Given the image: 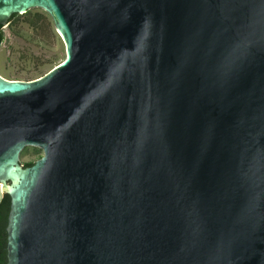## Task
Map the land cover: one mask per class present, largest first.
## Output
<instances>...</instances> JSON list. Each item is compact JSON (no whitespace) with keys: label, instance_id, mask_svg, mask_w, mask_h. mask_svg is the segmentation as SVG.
I'll list each match as a JSON object with an SVG mask.
<instances>
[{"label":"water","instance_id":"water-1","mask_svg":"<svg viewBox=\"0 0 264 264\" xmlns=\"http://www.w3.org/2000/svg\"><path fill=\"white\" fill-rule=\"evenodd\" d=\"M34 7L66 56L0 74L7 264H264V0H0V25Z\"/></svg>","mask_w":264,"mask_h":264},{"label":"rangeland","instance_id":"rangeland-1","mask_svg":"<svg viewBox=\"0 0 264 264\" xmlns=\"http://www.w3.org/2000/svg\"><path fill=\"white\" fill-rule=\"evenodd\" d=\"M2 29L0 74L8 79L36 78L66 56L64 41L51 15L43 8L34 7L24 13H16ZM42 155L41 148L28 145L20 152L19 162L22 165L34 162Z\"/></svg>","mask_w":264,"mask_h":264},{"label":"flooded vegetation","instance_id":"flooded-vegetation-1","mask_svg":"<svg viewBox=\"0 0 264 264\" xmlns=\"http://www.w3.org/2000/svg\"><path fill=\"white\" fill-rule=\"evenodd\" d=\"M4 194L0 196V264H7L8 262V239H7V224H8V215L10 211L7 209V205L3 204ZM7 209V212L6 210Z\"/></svg>","mask_w":264,"mask_h":264},{"label":"trees","instance_id":"trees-1","mask_svg":"<svg viewBox=\"0 0 264 264\" xmlns=\"http://www.w3.org/2000/svg\"><path fill=\"white\" fill-rule=\"evenodd\" d=\"M15 15H16V13H14L12 15V17L15 16ZM3 39H4V32H3V29H2V25H0V45H1L2 41H3ZM33 163L34 162H28V163H26L24 165L25 166H29V165H31ZM3 204L5 205V207L7 205V209H9V206H10V196L7 193L4 194ZM7 209H5L6 212H7Z\"/></svg>","mask_w":264,"mask_h":264},{"label":"bare ground","instance_id":"bare-ground-1","mask_svg":"<svg viewBox=\"0 0 264 264\" xmlns=\"http://www.w3.org/2000/svg\"><path fill=\"white\" fill-rule=\"evenodd\" d=\"M0 190H1V184H0Z\"/></svg>","mask_w":264,"mask_h":264}]
</instances>
